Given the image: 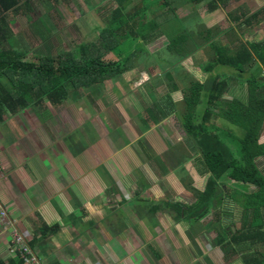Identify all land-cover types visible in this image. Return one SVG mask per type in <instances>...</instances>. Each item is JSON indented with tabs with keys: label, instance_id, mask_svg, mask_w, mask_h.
I'll use <instances>...</instances> for the list:
<instances>
[{
	"label": "crops",
	"instance_id": "0c3cea01",
	"mask_svg": "<svg viewBox=\"0 0 264 264\" xmlns=\"http://www.w3.org/2000/svg\"><path fill=\"white\" fill-rule=\"evenodd\" d=\"M221 3L217 0L214 11L223 9ZM210 40L211 45L214 41ZM215 67L208 73L202 71L229 81L222 99L235 92L231 87L235 77L223 78ZM142 68L133 66L120 81L103 82H112L111 91L130 90L126 97L110 100L109 113L100 114L99 107L88 111L78 98L63 105L45 103L28 108L6 116L0 125V204L7 221L32 244L38 264H245L242 256L227 261L216 243L217 232L212 243L214 224L202 223L206 216L196 229L193 224L198 221L178 218L177 204L190 207L196 201L179 200L180 193L173 187L182 186L186 191L179 178V171L187 172L184 164L192 161L196 168L195 190L203 191L209 176L199 174L193 157L195 147L198 152L199 148L183 125H177L186 112L188 86L173 83L166 97L161 94L162 106L170 110L157 111L162 117L156 120L149 115V106L157 105L159 97L151 103L141 96H156L149 83L161 76V71ZM131 71L145 75L146 80H125ZM163 85L159 83L156 89L164 91ZM109 114L116 116L110 125L106 120ZM128 114H135L139 123L124 121ZM142 116L146 118L143 122ZM181 141L184 143L178 145ZM180 145L185 146L180 150ZM168 194L178 196L174 201ZM7 221H0V262L5 264L14 258L10 254L12 228ZM160 226L166 233L173 229L176 238L185 236L184 241L161 242L153 235Z\"/></svg>",
	"mask_w": 264,
	"mask_h": 264
},
{
	"label": "trees",
	"instance_id": "16d2710c",
	"mask_svg": "<svg viewBox=\"0 0 264 264\" xmlns=\"http://www.w3.org/2000/svg\"><path fill=\"white\" fill-rule=\"evenodd\" d=\"M60 1L0 0V125L6 116L13 117L45 103L63 105L67 101L77 100L81 89L120 79L132 69L133 59L138 56L136 52L125 56L121 48L124 42L140 39L144 43L140 45L147 46L164 38L166 34L148 10L153 0H108L112 4L111 15L100 30L98 39L80 45L82 62L74 61L75 57L70 53L38 57L37 61L31 63L22 62L27 55L13 49L14 35L5 21L6 16L22 11L39 38L45 41L50 30L42 16L36 13V4L53 8ZM162 1L170 6V13L175 15L176 8L172 6L175 0ZM184 1L193 4L207 1L211 11L218 7L217 0ZM38 11L42 12V9ZM262 12L264 8L243 15L236 22L240 29L243 26L249 29L254 21L257 24L261 22L259 17ZM149 27L151 31H148ZM205 33L209 35L212 31L206 29ZM183 43L187 45L185 40ZM171 44L167 47L170 52L183 59L190 56ZM236 48L230 55L225 52L228 48L215 45L213 62L202 70L208 73L217 65L246 69L242 72L252 76V80L248 81L246 98L227 100L224 108L216 113L214 107L220 103L227 90L228 80L219 81L217 77L211 76L203 83L192 81L185 90L186 112L182 125L201 153L197 157L199 174L209 176L203 191L194 189L196 201L192 206L177 204L176 208L179 219L199 221L212 209L219 207L223 195L228 194L241 207L242 216L239 222L232 220L226 225L224 219L213 222L216 229L220 227L219 231L222 232L221 236L217 235L216 243L221 246L227 261L242 256L245 264H264V172L259 165L264 158V81L259 80L260 67L257 74L251 70L253 64L264 67V41H254ZM115 51L121 54H115ZM177 88L175 85L174 90ZM202 103L206 104V109L203 114H199L197 108ZM216 118L225 119L238 127L242 135L231 126L219 127L214 123ZM225 180L241 187L234 189L232 194L229 188H225ZM48 231L54 233L55 229ZM6 264H24V261L21 256L15 255Z\"/></svg>",
	"mask_w": 264,
	"mask_h": 264
},
{
	"label": "rangeland",
	"instance_id": "374dc122",
	"mask_svg": "<svg viewBox=\"0 0 264 264\" xmlns=\"http://www.w3.org/2000/svg\"><path fill=\"white\" fill-rule=\"evenodd\" d=\"M218 1L222 2L221 5L223 6V9L210 11L209 5H207V3H202L199 6H195V4L191 3L190 1L185 2L184 0H175L174 4L172 3V6L176 8L175 16L173 13H170V6L165 5V3L163 4L162 0H153L150 2L148 10L150 13H152L156 23L162 26V30H164L166 33L165 37L159 40L157 39L158 41L156 40V43L154 42L147 46L140 45L141 43L144 44L140 39L126 41L122 44L121 48L123 49L125 56L130 53H137L138 56L133 59L132 65L139 67L140 71L143 70V66H148V70L159 69L161 71L158 73L161 74V76H155V80H151L149 83V87L151 88L153 94H156V96L151 97L149 93H144L143 96V93L141 94L138 92L140 96L142 95V98H147V100H149L151 103L156 101L155 99L159 97L157 105L153 104L149 106V115L152 118L159 120L162 117V114L157 116V111H161L163 109L166 111L170 110V107L165 106V104L162 106L163 95L161 94L164 92L166 97L168 94V89H171L173 83H177L183 87H189L192 81L197 80L200 82H206L209 80L213 73L205 74L203 73L202 68L203 66L212 62L215 54L213 51L215 50V45L228 48L225 49V52L229 54L231 53L230 55H232V51H235L238 45H248L250 42L264 41V12H262L259 17L261 22L257 24L254 21L252 26H249V29H246V26H243L245 29H240L238 26L239 23L237 24L236 22L237 18H242L243 15H250L256 10L264 8V0ZM36 5V13L42 16L44 23L50 30V34L47 36L45 41H42L39 38L33 26L24 17L22 11L19 13L8 14L6 16L7 19L5 20L14 35L12 38V47L13 49L27 55L22 59V62L26 63H31L35 60L37 61L38 57L43 58L46 55L68 53L74 55V61L78 63L82 62L80 45L85 43L89 44L98 39L100 30L104 27L106 19H109V16L111 15L112 7V4L108 3V0H62L57 4L56 7L53 8L45 7L44 4ZM40 8L42 9V12L38 11ZM114 8L115 7L112 9ZM31 15L32 14H30V16ZM209 28L211 29L212 33H209L207 36L205 32L206 29L208 30ZM150 29L151 28L149 27L148 31H151ZM217 34L221 35L215 38ZM178 35L183 36L177 37ZM171 38L174 39L171 40ZM209 38L213 39L214 41V43L211 45L210 42H212V40ZM184 40L187 42L186 46L182 45L184 44ZM171 43H173L174 48H181L184 54H189L190 56L187 59H182L179 57V55L177 56L176 54L170 52L167 47L168 44L172 45ZM115 54L121 53L119 51H115ZM178 65H180L181 68ZM252 66L253 67L251 70L256 74L257 69L260 67L261 75L259 76V80L264 81V67H261L259 64H253ZM230 70L231 69L229 66L227 67L217 65L215 67V72H220L223 78L225 76V78L230 76L235 77V79L231 81V87L233 86V88H235V92L229 95L225 94V96L220 100V103L214 107V111L216 113H219L224 108L225 101L232 100L234 96L246 98L248 93V81L250 79L252 80V76H250L249 73H243L242 71H246V69H240V67L233 69L234 72H232L233 70ZM165 73H167L166 75H168V77L171 79H169ZM127 75H131L130 78L124 77L125 80L128 81H139V77H143V81L146 80L145 75L136 74L134 71H131ZM153 75H155V72H153ZM106 82H110V80ZM104 83L99 84L96 87L90 86L86 89L79 90V97H82L81 100H85V102L82 104L84 109H87L88 111H94L96 108L92 104L93 100H96V104L99 106H102L104 103H106L105 100H110V94L115 93V91L108 93L111 91L110 87L112 82L108 84ZM159 83L164 84V91H158L156 89ZM237 83L244 85V88L240 87V85H237ZM92 91L94 93L90 95V92ZM180 93L181 92L175 93V95H179ZM126 96L127 95H125V97ZM89 102L90 105H88ZM76 106L78 105L76 104ZM205 109L206 104L202 103L198 106L197 111L199 114H203ZM128 116L129 119L127 117L124 119V121L127 119L132 120L135 123H139L135 114H128ZM140 120L142 122L143 120H146L145 116H142ZM179 120L180 121H177V125L181 127V117ZM120 121L122 122L123 118H121ZM214 123L221 128L225 126H231L236 133L242 135L241 129L230 124L225 119L221 120L216 118ZM115 131L119 134L122 133L118 128ZM180 143H184V141L178 142V145ZM184 146L185 145H180V150L183 149ZM195 152L196 154L193 155V157L197 161V159L201 156V153L200 151H197L196 147ZM182 156L183 154L180 153L179 160L181 163L184 162ZM259 165L264 172V158L260 160ZM184 167L187 172L184 170L179 171V178L185 186L184 188H186V191L182 188V186L177 187L173 185V187H175L174 190L177 194L180 193V197H178L179 200L189 204L190 202L196 200L194 195L195 188H193L195 183L194 176L196 175V168L194 167L192 161L184 164ZM225 182V188H229L232 194L234 193V189L241 187L228 180H225ZM234 185L235 187L233 188ZM161 187L163 188V185ZM168 195L170 196L169 199L171 200H174L173 198L176 196L175 194ZM148 197L149 198L147 199L152 198L151 196ZM241 216L242 209L239 204L233 201L231 196L224 194L222 204H220L219 207L212 209V211L209 212V214H207L202 220V223L211 226V223L213 224V222L217 221L218 219H224L226 224H228L232 220L239 222ZM157 220L160 223V217H157ZM161 220L163 222H167L163 217ZM198 225H200L199 221L193 224V228L196 229ZM238 226H240V223ZM168 227L170 228L169 224ZM219 228L220 227L216 229L214 226V229L211 231L212 233L210 232L212 243V238L216 236V232L219 236L222 235V232L219 231ZM171 231V233H166L160 226L156 230L157 233L153 232V235H156L154 237L159 236L160 241H163L165 244L167 241L173 239H180V241H184L185 236L183 238L181 235H179V237L176 238V234H174L173 229H171ZM161 247H163L162 244Z\"/></svg>",
	"mask_w": 264,
	"mask_h": 264
},
{
	"label": "built area",
	"instance_id": "2783aa9c",
	"mask_svg": "<svg viewBox=\"0 0 264 264\" xmlns=\"http://www.w3.org/2000/svg\"><path fill=\"white\" fill-rule=\"evenodd\" d=\"M1 169V164H0ZM8 215L4 207L0 204V221H7ZM8 222V221H7ZM7 226L12 228V247L10 249V254L15 256L19 255L24 261V264H38L37 258L32 253L29 248L28 243L26 242L24 236L20 233V231L13 226L12 222H8Z\"/></svg>",
	"mask_w": 264,
	"mask_h": 264
},
{
	"label": "flooded vegetation",
	"instance_id": "af4514ba",
	"mask_svg": "<svg viewBox=\"0 0 264 264\" xmlns=\"http://www.w3.org/2000/svg\"><path fill=\"white\" fill-rule=\"evenodd\" d=\"M121 79V78H120ZM120 79H118V81H120ZM126 90V91H125ZM115 91V93H113V94H110V100H111V102L113 101V98H117V99H121V98H123V97H125V95H127V93L130 91V90H127V89H124L123 87H122V90H114ZM112 92V91H111ZM94 92L92 91V92H90V95H92ZM108 93H110V92H108ZM107 96H108V94H107ZM80 99V101H81V97H79ZM98 99H100V98H98ZM110 100H105L106 101V103H104L102 106H99L98 104H95L94 105V107L95 108H98L99 107V111H100V114L104 111L105 112V110H107L106 112L107 113H109V110H108V108H109V105L111 104V102H110ZM82 102H85V100L83 99L82 100ZM93 102H97L96 100H93ZM88 105H90V102L88 103ZM109 117L108 118H106V120H107V122L109 123V125L111 124V122L114 120V119H116V116H114L113 114H109L108 115ZM143 140V138L141 137V139H139V141L138 142H140V141H142Z\"/></svg>",
	"mask_w": 264,
	"mask_h": 264
},
{
	"label": "water",
	"instance_id": "95a60500",
	"mask_svg": "<svg viewBox=\"0 0 264 264\" xmlns=\"http://www.w3.org/2000/svg\"><path fill=\"white\" fill-rule=\"evenodd\" d=\"M233 230L235 231V227H233Z\"/></svg>",
	"mask_w": 264,
	"mask_h": 264
}]
</instances>
